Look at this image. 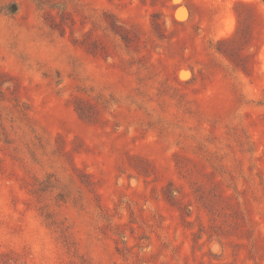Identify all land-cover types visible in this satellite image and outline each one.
Listing matches in <instances>:
<instances>
[{
    "label": "rangeland",
    "instance_id": "obj_1",
    "mask_svg": "<svg viewBox=\"0 0 264 264\" xmlns=\"http://www.w3.org/2000/svg\"><path fill=\"white\" fill-rule=\"evenodd\" d=\"M0 264H264V0H0Z\"/></svg>",
    "mask_w": 264,
    "mask_h": 264
}]
</instances>
